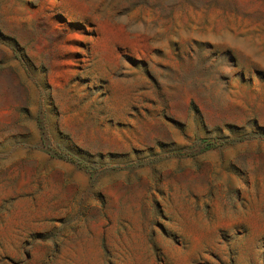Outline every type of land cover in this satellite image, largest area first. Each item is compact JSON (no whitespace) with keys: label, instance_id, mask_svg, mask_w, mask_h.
I'll use <instances>...</instances> for the list:
<instances>
[{"label":"rangeland","instance_id":"obj_1","mask_svg":"<svg viewBox=\"0 0 264 264\" xmlns=\"http://www.w3.org/2000/svg\"><path fill=\"white\" fill-rule=\"evenodd\" d=\"M0 264H264V0H0Z\"/></svg>","mask_w":264,"mask_h":264}]
</instances>
